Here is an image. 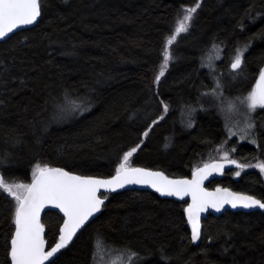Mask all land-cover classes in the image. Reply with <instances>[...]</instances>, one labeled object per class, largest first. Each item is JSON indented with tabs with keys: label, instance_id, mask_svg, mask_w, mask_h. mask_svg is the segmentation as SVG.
Wrapping results in <instances>:
<instances>
[{
	"label": "trees",
	"instance_id": "trees-1",
	"mask_svg": "<svg viewBox=\"0 0 264 264\" xmlns=\"http://www.w3.org/2000/svg\"><path fill=\"white\" fill-rule=\"evenodd\" d=\"M41 3L37 25L0 41V157L7 156L0 174L5 180L31 183L36 164L112 176L124 153L137 145L131 166L162 169L172 176H188L221 159L219 149L228 134L218 100L207 93L214 88V70L203 58L219 45L224 57L218 63L226 68L236 48L250 42L243 78L227 79L225 86L248 80L251 84L264 68V0ZM196 3L201 7L189 32L169 46L174 62L154 83L167 37L182 18L183 8ZM66 95L70 101L86 97L90 110L59 118L57 105ZM212 101L215 109L201 108L212 106ZM163 104H168L167 112ZM191 108L196 109L194 127H188ZM262 112L260 146L246 142L238 151L250 153L245 161L259 152L264 157ZM231 173L210 180L207 187L228 186L264 200L259 170L239 178ZM107 195L101 214L62 251L56 264H94L90 255L97 242L114 248L128 245L146 264H264L263 212L209 214L200 241L193 242L184 211L187 201L148 190ZM13 207V200L0 193V264H8L6 239L14 231ZM61 217L58 211L45 213L49 245Z\"/></svg>",
	"mask_w": 264,
	"mask_h": 264
},
{
	"label": "snow or ice",
	"instance_id": "snow-or-ice-1",
	"mask_svg": "<svg viewBox=\"0 0 264 264\" xmlns=\"http://www.w3.org/2000/svg\"><path fill=\"white\" fill-rule=\"evenodd\" d=\"M200 7L201 4L196 3L192 7L183 8L182 18L177 21L173 34L166 39L163 63L154 83H159L170 62H174L175 58L169 46L173 45L178 36L189 32L194 14ZM41 16V0H0V38L7 37L9 33H13L22 25L35 24ZM213 47L215 49L216 46ZM250 47L249 42L236 48L234 57L229 60V68L232 70L229 73L231 78L242 74L245 63L244 54ZM202 66H204L203 62ZM213 84L214 88L209 95L218 100V109L226 110L228 114L225 123L228 135H238L241 141L248 140L259 147V134L256 131L257 125L253 115L258 108L264 109V68L259 70L255 86L243 97L232 100L225 98L224 85L219 76H213ZM90 107L86 97H78L70 101L66 95L64 102L57 105V116L63 118L74 113L83 114L89 111ZM168 108V104H163L164 112H167ZM195 112V108L189 110L188 127H194ZM231 114H238L240 120L229 123ZM152 123L155 124L156 121ZM143 136L147 137L148 131H145ZM138 148L139 145L124 153L122 162L115 170V175L110 178L77 175L61 167L40 164H36L32 170L31 183L15 180L9 182L5 180L3 174H0V193L6 194L14 204L12 213L14 231L6 239L8 264H56L59 256L63 254L62 250L67 249L77 234L85 230L96 214L102 211L108 199L107 193L123 189L126 185H148L161 194L180 198L190 195L192 202L184 211L187 214V223L191 226L193 242L201 238V213L207 212L209 208L219 211L225 205H230L232 208L264 209V200L254 195L232 192L219 187L210 192L203 186L209 176L213 173H223L227 165H234L241 170L254 167L264 173V160L258 161L255 165L242 164L232 159L229 152L225 151L221 159L206 163L203 168H196L191 179H170L161 171L132 167L129 164V158L137 152ZM231 151L235 152V149ZM6 163L7 156L0 157V166ZM240 174V171L235 172L236 176ZM101 190H106L103 197L100 195ZM49 206L59 209L63 214L61 223L56 227L52 245H49L45 238L46 225L41 220V213ZM113 250L126 259L130 258L128 264H146L143 257L128 245ZM93 259H95L94 254L90 255V260Z\"/></svg>",
	"mask_w": 264,
	"mask_h": 264
},
{
	"label": "rangeland",
	"instance_id": "rangeland-1",
	"mask_svg": "<svg viewBox=\"0 0 264 264\" xmlns=\"http://www.w3.org/2000/svg\"><path fill=\"white\" fill-rule=\"evenodd\" d=\"M213 46L209 49V51L207 52L208 55H207V57L205 55L206 58L204 57L203 61L205 63V66H208V68H211V70H214V75L221 77V82L224 85L223 95L225 96V98H227L229 100L235 99L236 97L246 96L247 93L250 92L252 90V88L254 87L255 80L250 84L251 81L248 80L247 77L245 78V80L247 79L249 84L251 85L250 87H247L248 84L243 83V82H241V83H239L238 85H235V86L233 84H231V85L230 84H226V86H225V81L227 79H229L230 81L234 82L240 77L243 78V73H242V75H239V76H237L235 78H231L229 73L232 70H230L229 65H225L226 68H221L219 66V63L221 62V60L224 57V48H223V51H222L221 50L222 48L219 45H215L216 46L215 49H214ZM209 57H213V59H209ZM243 70H244V68H243ZM236 89H239V90L235 92ZM231 91L234 92V93L229 94ZM212 103H213V105H212ZM212 103H211L212 106H210V107L209 106H203L201 108L204 109V108L208 107L209 110H213V109L216 108L218 102H217L216 106L214 105L215 101H212ZM257 111H261V109L258 108ZM257 111H256V113H254L253 119L255 120L257 128H258L259 123H260V119H261V115ZM219 112L223 115L225 123H226V115H228L226 110L225 111L219 110ZM239 120H240V116L238 114H231L229 123H235V122H237ZM226 130H227V128H226ZM227 134H228V130H227ZM245 141H248V140H245ZM245 141H241L239 139L238 135H236V136L227 135V138L223 141V143L220 146L219 150L221 151V154L218 157L222 158L223 153L225 151H228L229 155H230V157L232 159L238 160L242 164L255 165L258 161L264 160V157L261 156L260 152L258 153V155L256 156L255 159L250 160V161H245V157L249 156L250 153L247 154V155L244 154L242 156H239L237 154L238 148H240L241 147L240 145L243 144ZM233 148L235 149V152L231 151V149H233ZM259 151H260V149H259ZM134 154H133V156H134ZM132 157L129 158V164L130 165H132V163H131V158ZM252 170H259V169L254 168V167L245 168L243 170H241L239 168H234L232 170L231 175L235 176V178H239L242 174H244L246 172H249V171H252ZM237 171H240V173H241L240 176H236L235 175V172H237ZM261 174L263 175V178H264V173H261ZM113 249H118V248L104 246V245H102L101 242H97L96 247H95V253H94V255H95L94 264H128V259H130V258L126 259V258L120 256L119 253L114 251Z\"/></svg>",
	"mask_w": 264,
	"mask_h": 264
},
{
	"label": "water",
	"instance_id": "water-1",
	"mask_svg": "<svg viewBox=\"0 0 264 264\" xmlns=\"http://www.w3.org/2000/svg\"><path fill=\"white\" fill-rule=\"evenodd\" d=\"M40 21V19L35 23V24H32V25H22L20 26L19 28L15 29L13 31V33H9L7 37L5 38H0V41H4L6 40L7 38H9L12 34L16 33L17 31H20L22 29H26V28H31L35 25L38 24V22ZM258 79V78H257ZM216 160H219V159H216ZM216 160H213V161H210V162H207V163H212ZM239 162V161H238ZM240 163V162H239ZM206 164V163H205ZM204 164L197 167V168H203ZM50 167H60V166H50ZM132 167H143V168H149L153 171H161L163 172L166 176H168L170 179H181V178H188V179H191L192 178V173L194 171H192V173L188 176H172V175H169L166 171L162 170V169H154V168H150V167H145V166H132ZM61 168H64V167H61ZM234 168H237L236 166L234 165H227L223 171V173H213L211 176L208 177V179H206L204 181V187L208 190V191H215L216 188H225V189H229L231 190L232 192H237V193H244V194H247V195H253V194H250V193H246V192H242V191H236L234 189H232L231 187H228V186H223V185H219L215 188H209L207 187V183L210 181V180H213V179H217V178H222L225 173L230 170V169H234ZM65 170L67 171H70L66 168H64ZM70 172H73V171H70ZM74 174H77V175H83V174H79L77 172H73ZM115 175V174H114ZM90 176H94V175H90ZM113 176V175H112ZM96 177H100V178H110L111 176H96ZM125 190H148V191H153V192H156L158 193L162 198H170V199H174V200H179V201H187L188 204H190L192 201H191V196H185L183 198H180V197H176V196H172V195H165V194H161L160 192H157L155 189H153L152 187L148 186V185H138V184H132V185H126L125 188L123 189H118L117 191L115 192H112V193H118V192H122V191H125ZM106 194V190H101V193L100 195L103 197V195ZM255 196V195H254ZM257 197V196H256ZM258 198V197H257ZM260 199V198H258ZM108 199L106 200L105 202V205L107 203ZM105 205L103 206V208L105 207ZM188 206V205H187ZM102 208V210H103ZM187 208V207H186ZM49 210H54V211H58L60 212L59 209H53L51 208V206L45 208V210L41 213V220L42 222L44 223V216H45V213ZM238 211V212H245V213H250V212H255V211H260V212H263L264 213V209H260V208H251V209H248V208H243V207H237V208H232L230 205H225L222 209H220L219 211L215 210V209H212V208H209L207 212H204V213H201V237H202V234H203V222H204V219L209 215V214H214L215 216H218V215H221L227 211ZM102 212V211H101ZM100 213L96 214V216L92 219L94 220L97 216H99ZM62 214V212H60ZM63 215V214H62ZM186 217H187V214H186ZM91 220V221H92ZM45 224V223H44ZM46 225V224H45ZM190 226V224H189ZM191 228V226H190ZM46 235H47V227H46ZM46 235H45V238H46ZM79 233L77 234V237H78ZM76 237V238H77ZM73 240V242L75 241V239ZM201 239V238H200ZM200 240L198 241H195V242H199ZM70 246V245H69ZM63 251V250H62Z\"/></svg>",
	"mask_w": 264,
	"mask_h": 264
},
{
	"label": "flooded vegetation",
	"instance_id": "flooded-vegetation-1",
	"mask_svg": "<svg viewBox=\"0 0 264 264\" xmlns=\"http://www.w3.org/2000/svg\"><path fill=\"white\" fill-rule=\"evenodd\" d=\"M257 78H258V77H257ZM257 78L255 79V82H256ZM246 84H248L247 87H250V86H251L249 83H246ZM254 86H255V83H254ZM262 111H264V109H261V111H257V112H259V114L261 115V113H263ZM260 128H261V123H259L258 128H256L257 133H259ZM259 140H260V139H259ZM246 142H248V141H245L244 143H246ZM239 145H240V144H239ZM240 146H241V145H240ZM239 149H240V148H238V151H239ZM238 151H237V154L239 155ZM239 156H242V155H239ZM237 161H238V160H237ZM239 162H240V161H239ZM230 170H233V169H230ZM227 172H228V171H227ZM227 172H226V173H227Z\"/></svg>",
	"mask_w": 264,
	"mask_h": 264
},
{
	"label": "bare ground",
	"instance_id": "bare-ground-1",
	"mask_svg": "<svg viewBox=\"0 0 264 264\" xmlns=\"http://www.w3.org/2000/svg\"><path fill=\"white\" fill-rule=\"evenodd\" d=\"M208 94H209V92H207ZM205 94V93H204ZM204 96V95H203ZM201 99V98H200ZM203 99H204V97H203ZM208 100V99H207ZM197 101V100H196ZM199 102H204V101H199ZM202 104V103H201ZM200 105V104H199ZM193 107V106H192ZM197 108V107H196ZM203 109V108H202ZM205 110V109H204ZM203 111V110H202ZM198 112V111H197ZM199 112H200V110H199ZM204 112V111H203ZM202 112V113H203Z\"/></svg>",
	"mask_w": 264,
	"mask_h": 264
}]
</instances>
